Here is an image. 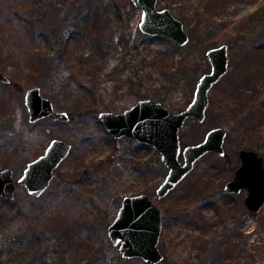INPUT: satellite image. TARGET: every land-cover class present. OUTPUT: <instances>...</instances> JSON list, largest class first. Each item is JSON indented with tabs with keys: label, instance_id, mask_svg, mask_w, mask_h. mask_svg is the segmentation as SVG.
Returning a JSON list of instances; mask_svg holds the SVG:
<instances>
[{
	"label": "rangeland",
	"instance_id": "1",
	"mask_svg": "<svg viewBox=\"0 0 264 264\" xmlns=\"http://www.w3.org/2000/svg\"><path fill=\"white\" fill-rule=\"evenodd\" d=\"M127 2L0 0V70L11 81L0 84V171L13 170L14 206L46 202L41 209L47 205L63 217L69 214L62 227L72 228V246L65 261L51 254L52 264H145L122 259L107 237L123 198L140 194L152 198L162 214L160 264H264V205L251 213L243 204L244 191L223 192L240 164V149L256 152L264 166V110L235 107L225 78L215 85L204 122L188 120L179 138L185 147L201 142L211 129L224 128L229 132L225 158L205 155L162 199L156 189L167 169L160 155L128 138L113 139L98 118L102 112L121 114L147 99L172 113L183 111L198 79L210 71L206 52L223 44L231 47L228 73L244 78L259 97L257 103H264V0H228L220 7L215 0H158L159 10L168 9L183 21L189 36L183 47L163 36L142 34L141 11L131 10ZM55 26L62 38L73 26L81 37L71 40L37 85L46 73L29 69L62 49V39L51 34ZM32 87H39L69 121L30 123L24 95ZM55 139L70 144L71 152L33 203L17 181ZM6 207L0 201V211ZM14 233L6 226L0 237ZM83 238V245L77 242ZM11 257L6 254L2 261L11 264Z\"/></svg>",
	"mask_w": 264,
	"mask_h": 264
},
{
	"label": "water",
	"instance_id": "2",
	"mask_svg": "<svg viewBox=\"0 0 264 264\" xmlns=\"http://www.w3.org/2000/svg\"><path fill=\"white\" fill-rule=\"evenodd\" d=\"M141 11L139 30L148 36H163L183 47L189 36L183 23L168 9L159 10L158 0H130ZM210 71L203 74L196 83L194 96L188 106L179 113H172L151 99L140 100L121 114L102 112L98 115L106 132L113 139L128 138L138 144L152 147L167 169L164 181L156 189L158 199L166 197L194 169L197 161L207 154L225 156L224 143L227 132L224 128L208 131L204 139L194 145L181 146L179 133L188 120L203 123L209 107V95L230 69L228 46L211 48L206 52ZM0 82L9 79L0 70ZM24 104L28 121L36 123L47 119L52 122H68L69 115L56 112L52 101L41 95L39 87L25 92ZM71 145L62 140H52L44 153L30 162L18 179L28 195L37 199L48 189L54 171L68 157ZM240 164L234 170L231 180L225 183L227 195L245 192V208L259 213L264 205L263 158L248 149L238 151ZM16 193L14 173L10 168L0 171V198L13 201ZM162 231V214L155 201L147 194L123 198L114 220L107 227V237L124 260L141 259L145 264H160L163 255L158 249Z\"/></svg>",
	"mask_w": 264,
	"mask_h": 264
},
{
	"label": "trees",
	"instance_id": "3",
	"mask_svg": "<svg viewBox=\"0 0 264 264\" xmlns=\"http://www.w3.org/2000/svg\"><path fill=\"white\" fill-rule=\"evenodd\" d=\"M228 3V0H215L214 4L217 5L216 7H220L222 4ZM127 4H129L131 10L134 9L130 2H127ZM76 28L77 27L73 26L71 30L68 31L65 38L61 37L62 31L58 26L52 29V36L58 41L62 39V49L58 50V55L56 57L38 60L34 68L29 69L33 74H40L41 70L46 73H44L45 75L42 76V79L36 81L35 84L39 85V83L47 79L48 72L52 69L56 59L63 57L61 53H64V50L66 52L71 40L81 37L79 36L80 32H78ZM230 48L231 47L228 46V49ZM96 49L97 47L95 50ZM254 56L260 57L261 55L255 52ZM224 78L228 84V93L235 102V107L237 106L240 109L248 110L257 107L264 110L263 107H261L264 103H257L259 97L256 96L253 90H248L250 87L245 85L246 80L244 78L238 79L235 72L227 73L223 79ZM228 134L229 132H227V135ZM161 170H163V166H161ZM14 200L7 201L0 198V201L7 206L6 209L0 211V231L3 227L10 226L14 228L15 232L12 237H0V264H7L5 260L2 261V258L6 254L10 257L12 256L11 264H52L50 256L53 253L62 256L65 261L67 259H65V255L72 246L70 238V230L72 228L69 226V229H65V227H62V223H64V225L66 224L69 220L66 216L69 214H64L65 216L63 217L55 207L51 209L47 205L45 209H41V206L43 207L46 204L44 201L41 206L33 204L31 208H16L14 206L16 205ZM31 200L33 203L37 202L36 199L32 198ZM59 202L60 201H58V203ZM50 225L51 228L53 227L52 229L49 227ZM72 227L77 226L72 225ZM85 241L86 239L83 238L77 242L83 245Z\"/></svg>",
	"mask_w": 264,
	"mask_h": 264
},
{
	"label": "flooded vegetation",
	"instance_id": "4",
	"mask_svg": "<svg viewBox=\"0 0 264 264\" xmlns=\"http://www.w3.org/2000/svg\"><path fill=\"white\" fill-rule=\"evenodd\" d=\"M4 74V73H3ZM5 75V74H4ZM6 76V75H5ZM7 77V76H6ZM8 78V77H7ZM9 79V78H8ZM0 84H2V85H10L11 84V81H10V79H9V83L8 84H4V83H1L0 82ZM41 95H42V93H41ZM43 96V95H42ZM54 105V104H53ZM54 109H55V106H54ZM55 111H56V109H55ZM56 112H58V111H56ZM70 118V117H69ZM57 122H60V121H57ZM224 192V191H223Z\"/></svg>",
	"mask_w": 264,
	"mask_h": 264
}]
</instances>
